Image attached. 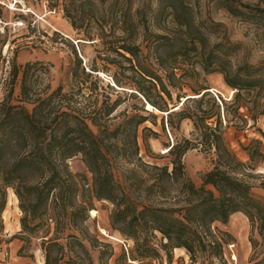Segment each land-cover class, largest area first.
Wrapping results in <instances>:
<instances>
[{
	"label": "trees",
	"instance_id": "1",
	"mask_svg": "<svg viewBox=\"0 0 264 264\" xmlns=\"http://www.w3.org/2000/svg\"><path fill=\"white\" fill-rule=\"evenodd\" d=\"M118 2L69 0L70 5L64 4L65 17L83 34L76 48L67 40L72 57L66 85L51 87L47 63L19 65L12 60L0 100V233L7 189H12L23 212V232H35L49 218L55 222L53 236H48V228L41 234L44 264H78L80 257L93 264L83 240L87 237L84 224L94 209L93 200H107L111 229L132 241L123 252L126 260L151 264L165 255V264H171L173 249L184 248L192 263L231 264L224 255L228 232L214 224L226 223L231 214L241 211L251 226L253 253L248 264H264V198L253 194L249 180L255 175L252 162L264 155L259 148L262 142L252 139L254 146L240 144L249 156L246 163L224 136L230 108L244 123L247 117L254 123L263 117L264 124V61L234 62L242 44L222 37L212 41L218 24L197 18L189 0H157L159 18L170 17L172 32H152L144 25L143 42L138 44L133 22L127 20V12H121L123 35L107 39L114 35L111 25ZM214 2L256 26L264 38V4ZM96 39L106 53L113 54H99L114 67L111 81L98 76L110 67L93 60L85 64L77 48ZM212 73L221 74L233 90L229 100L199 81L201 74ZM17 81L19 94L14 97ZM111 93L116 94L114 99ZM125 98L137 100V112L120 110ZM240 108L246 114H240ZM155 111L161 114V130L170 134L182 121H191L197 143L212 153L213 166L203 173L200 185L185 170L183 155L194 145L187 138L164 144L165 152L155 156L167 158L162 165L139 156L141 144L152 154L148 139L159 137L147 126L139 131L147 121L157 125ZM257 131L264 138V131ZM76 156L91 175L89 183L85 174L69 167ZM66 225L83 237L67 233V241L60 242ZM89 244L95 246L91 239Z\"/></svg>",
	"mask_w": 264,
	"mask_h": 264
},
{
	"label": "rangeland",
	"instance_id": "2",
	"mask_svg": "<svg viewBox=\"0 0 264 264\" xmlns=\"http://www.w3.org/2000/svg\"><path fill=\"white\" fill-rule=\"evenodd\" d=\"M189 1L197 18L207 19L218 24L217 37L214 36L212 41L222 37L227 41L242 44V49L233 57L234 62L244 61L254 65L264 61V38L256 26L232 16L223 8H217L214 0ZM242 1L250 6L257 3H261V6L264 4V0ZM66 2L70 5L69 0H0V100L4 95L12 60H15L19 65L36 60L47 63L49 64L50 73L48 77L51 87L55 88L60 83L67 84V68L72 57L71 46L68 41L72 42L76 48L77 41L83 42L78 39L83 34L74 29L65 17L64 4ZM156 8L157 0H119L116 7L117 15L113 17L114 24L111 25L114 35H108L107 39L123 35L121 30L122 16L119 14L121 12H127V20L133 22L134 40L138 44L143 42L144 25L152 32H172L173 25L170 17L162 16L159 18ZM91 25V32L95 33L96 24L94 21ZM85 27L88 29V26ZM106 28V31L109 32L108 25ZM93 42L92 44L88 41L79 43L77 48L79 47L81 50L85 64L89 65L93 60L102 67L106 62L100 59L99 54L102 56L105 54L113 56V54L104 51L100 40L96 39ZM106 66L110 67V70L106 73L100 72L102 74L99 73L98 75L104 82L111 81L110 75L114 70L113 66L107 64ZM198 79L223 98L227 100L231 98L233 90L225 85L221 74H201ZM18 94L19 81L16 82L13 96L16 97ZM119 94L122 97L124 95L122 92ZM115 97L116 94L111 93V98L114 99ZM124 108L129 113L137 112V100L125 98L120 110ZM155 112L158 114L157 125L147 121L139 127V131L143 126H147L157 131L159 137L148 139L152 154L146 152L141 144L139 156L146 162L162 165L167 162V158L155 156L165 152L164 144L187 138L194 142V145L183 155L185 170L194 183L200 185L203 173L213 166L212 153L197 143L198 140L191 121H182L179 129L170 134L167 129L161 130V114ZM229 112L231 113L228 123H224V125L227 124L224 128V136L239 159L249 163V156L240 144L254 146L255 144L251 143L252 139H259L262 142L259 148L264 154V138L257 131V128L264 131L263 117H258L256 123L247 117L246 123H244L240 118L233 115L231 108ZM238 112L246 114V109L240 108ZM68 164L72 172L85 174L87 182H90L91 175L79 156L70 159ZM251 166L254 167L251 172L255 174L249 178L254 185L253 194L264 198V155L257 157ZM117 174H119L118 171ZM93 203L92 208L94 209L92 210L94 213L91 214L92 210H89L90 219L84 224L87 237L83 239L90 249L89 253L93 264H141L136 260H126L123 255L124 251L130 249L132 241L123 238L117 231L111 229L108 219L111 203L107 200H93ZM22 214L16 195L12 189H7V201L1 213L3 229L0 233V263L44 264V251L41 247L43 237L41 234H44L43 231L48 228V236H53L55 222L49 218L35 232H23L20 224ZM214 228L228 232V235H225L228 243L224 247V255L228 261L231 264H248L253 248L249 241L251 226L247 216L243 212L237 211L230 215L226 223L216 222ZM67 233H76L83 237L78 229L66 225L63 234L65 236L58 240L65 243L68 239ZM254 234L256 235L255 232ZM90 239L95 243V246L89 244ZM109 251H111L110 254ZM101 253L103 254L100 257ZM232 254H235L236 258H233ZM66 257L67 255H65ZM77 260L78 264H89L87 258L80 257ZM165 260L166 257L163 255L159 260H152L151 264H165ZM171 264H197V262H191L184 248H174Z\"/></svg>",
	"mask_w": 264,
	"mask_h": 264
},
{
	"label": "bare ground",
	"instance_id": "3",
	"mask_svg": "<svg viewBox=\"0 0 264 264\" xmlns=\"http://www.w3.org/2000/svg\"><path fill=\"white\" fill-rule=\"evenodd\" d=\"M94 213V210L91 211V214ZM232 257L233 258H236V255L235 254H232Z\"/></svg>",
	"mask_w": 264,
	"mask_h": 264
}]
</instances>
